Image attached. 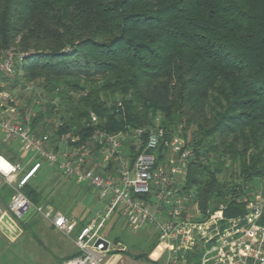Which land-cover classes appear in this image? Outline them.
I'll return each mask as SVG.
<instances>
[{"label":"trees","instance_id":"obj_1","mask_svg":"<svg viewBox=\"0 0 264 264\" xmlns=\"http://www.w3.org/2000/svg\"><path fill=\"white\" fill-rule=\"evenodd\" d=\"M8 49L26 54L14 73L47 99L21 122L55 151L158 124L156 164L181 137L184 187L202 205L264 178V0H0ZM145 140L125 142L131 160ZM45 189L33 177L22 187L36 206L53 204ZM233 199L226 215L241 211Z\"/></svg>","mask_w":264,"mask_h":264},{"label":"built area","instance_id":"obj_2","mask_svg":"<svg viewBox=\"0 0 264 264\" xmlns=\"http://www.w3.org/2000/svg\"><path fill=\"white\" fill-rule=\"evenodd\" d=\"M24 56L25 53L17 54L12 49L0 56V103L15 104L4 79L14 73L16 59ZM26 88L32 89L31 85ZM90 118L93 122L97 120L93 113ZM0 130L3 141L18 140L21 150L30 153L33 161L28 167L0 155V177L13 188L6 210L15 218L22 219L32 211L43 214L47 208L34 205L22 191L44 164L93 187L103 202L96 218L80 227L75 235L77 255L64 259L62 264H122L121 255L111 253L117 248L98 232L115 214L131 229L149 227L165 246V264H185L189 252L198 253L197 264H264V224L260 222L264 214V178L242 184L237 197L226 194L221 200L211 198L202 205L196 190L184 187L192 151L184 146L181 137L164 141L175 156L168 163L156 164L155 151L164 136L158 124L136 128L132 134L97 130L81 145H66L62 151L49 146L48 132L37 134L21 121L0 117ZM142 136L146 138L145 147L131 160L123 151L125 142L134 138L141 144ZM92 145L106 165H112L109 172L95 170L88 164ZM231 199L237 200L241 211L232 207L234 214L226 215L224 212L231 209L228 203ZM52 223L65 234L76 226L73 218L61 212L53 214ZM98 239L102 241L95 244Z\"/></svg>","mask_w":264,"mask_h":264},{"label":"rangeland","instance_id":"obj_3","mask_svg":"<svg viewBox=\"0 0 264 264\" xmlns=\"http://www.w3.org/2000/svg\"><path fill=\"white\" fill-rule=\"evenodd\" d=\"M4 80L5 86L12 93L17 106L21 108L20 111H23L25 117L31 115L33 107L41 105L44 98L47 100L35 86L36 84H31V90L27 89L26 87L29 85H23L15 73L10 77H5ZM18 121H22L20 115ZM63 146V144L59 145V151L63 150ZM124 146V153H130V148ZM91 148L96 149L94 145ZM163 148L166 150L163 149L160 153L163 155L160 164L170 162L175 156V152L171 148L167 146H163ZM89 156L90 162L93 164H90L91 167L95 165V170L109 172V167L106 166L101 157L99 158L96 151L90 152ZM54 170H48L49 177L52 176L51 172L56 173ZM48 180L47 177L45 181ZM68 183L69 189L63 190L62 187H56L49 191L46 198L53 201L51 204L53 206L52 212L55 213L60 210L65 215L72 214L74 216L76 226L69 235L50 227L48 221L40 216L39 226L28 224L37 216L38 212L36 211L18 219L5 210L6 205H1L4 209L2 218L13 224L15 228L7 233L0 231V264H62L61 256L64 253L78 252V248L71 239L75 238L81 223L86 224L96 218L97 211L103 208V202L98 199V192L93 187L85 183L75 184L69 181ZM49 186L46 187L45 191L48 190ZM21 220L25 224H22ZM262 220L261 223L264 224V214ZM98 232L109 239L112 247L117 248L111 253H119L124 264H165L167 255L165 246L147 226L134 230L127 226L124 219L118 215H113L105 221L104 226L99 228ZM140 253L144 257L135 258ZM175 264L181 263L176 262Z\"/></svg>","mask_w":264,"mask_h":264},{"label":"crops","instance_id":"obj_4","mask_svg":"<svg viewBox=\"0 0 264 264\" xmlns=\"http://www.w3.org/2000/svg\"><path fill=\"white\" fill-rule=\"evenodd\" d=\"M12 75H8V76H6V78L10 77ZM20 110H21V108H19L17 106L16 102H15V104H9V105H5L3 103H0V117L1 118L10 119V120H18L19 115H20V117H22V115H23V111H20ZM0 132H1V130H0ZM5 143L7 145H4ZM62 148L64 149L65 145ZM124 148H125V146H124ZM96 152L100 158L101 156L99 155L97 148H96ZM0 155L5 157L6 159H8L11 162H19V163L24 164V165L26 164V165H28V167H30L33 163V161L30 159L31 154L26 152V151L21 150L18 140H12L9 142H5V141H3L2 133H1V139H0ZM88 164L89 165L92 164V162H90V156L88 157ZM106 166H108L109 169L113 168L112 166L110 167L109 165H106ZM92 167L94 168L95 165ZM49 169H54V168L48 167L46 165L43 168V166H42L41 168H39L37 170L36 174L33 177V178H35L37 183H39L40 186L48 187V185H50L48 190L46 191L47 194L49 193L50 190H54L56 187H58V188L62 187L63 190L69 189L68 181L73 182L75 184H80V183L76 182L74 179L60 174L56 169L54 170L56 173L51 172L52 176L49 177V174H50L48 171ZM47 177L49 180L45 181V179ZM12 194H13V188L8 183L3 181L2 178L0 177V205H6L9 201V199L11 198ZM43 206H47V208H44V213L43 214L38 213L37 216L35 217V219L28 222V224H35V225L39 226L40 225V222H39L40 219L39 218L42 217L48 221L50 227L57 229L52 223V217L54 214V212H52L53 206L51 204L43 205ZM3 212H4V209L0 213V231L7 233L10 230L14 229L15 226H13V224L9 223L7 220L2 218ZM56 212H61V211L57 210ZM68 215H69V217H72V218L74 217V216H72V214H68ZM21 223L25 224L22 220H21ZM57 230H59V229H57ZM62 233H64V232H62ZM66 235H69V234H66ZM71 240L74 244V239H71ZM77 253L78 252L64 253L61 256V261H63L64 259H66L68 257L74 256ZM121 263L124 264V261L121 260Z\"/></svg>","mask_w":264,"mask_h":264},{"label":"water","instance_id":"obj_5","mask_svg":"<svg viewBox=\"0 0 264 264\" xmlns=\"http://www.w3.org/2000/svg\"><path fill=\"white\" fill-rule=\"evenodd\" d=\"M141 197L143 196V195H140ZM102 240L101 239H98L97 240V242L95 243V244H98L99 242H101ZM105 244H106V242H104Z\"/></svg>","mask_w":264,"mask_h":264}]
</instances>
